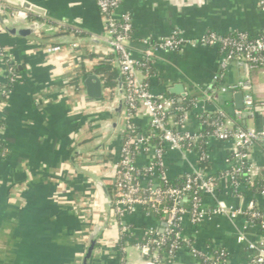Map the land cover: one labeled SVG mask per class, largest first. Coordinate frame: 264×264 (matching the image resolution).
<instances>
[{
  "label": "crops",
  "instance_id": "crops-1",
  "mask_svg": "<svg viewBox=\"0 0 264 264\" xmlns=\"http://www.w3.org/2000/svg\"><path fill=\"white\" fill-rule=\"evenodd\" d=\"M22 1L40 11L41 16L28 13L34 20L55 26V35L38 31L27 38L12 36L4 29L10 19L0 12V50L9 57L16 74L0 107V264H81L96 226L104 229L89 264H121L123 260L144 264L135 244L147 228L160 230L164 222L138 208L119 227L107 200L125 125L123 95L118 86L115 93L103 87V98L95 101L87 98L82 86V77L91 73L97 61L114 55L108 47L104 19L95 0ZM2 5L19 8L0 0V8ZM122 16L131 25L128 51L149 67L151 75L141 69L138 74L150 92L177 103L190 101L196 113L207 116L206 124L189 119L186 130L191 135L207 132L214 125L211 116L223 114L227 101H232L236 111L238 93H223L222 87L246 80L253 101L264 103V67L231 63L221 73L218 48L188 44L209 33L258 37L264 30V11L258 0H118L114 17ZM172 36L184 42L178 50L158 47ZM58 38L67 42L62 45L65 51L48 55L45 49L60 45ZM71 44L77 47L69 51ZM111 62L118 68L116 60ZM81 69L85 74L75 87L72 81ZM5 72L0 67V88L8 85ZM218 73L219 81H215ZM237 117L246 129L264 131V110H243ZM148 122L142 115L133 120L141 128ZM233 150L231 140L208 136L210 170L206 175L214 182L215 197L203 194L202 205L209 210L221 201L231 209L253 206L262 210L264 141L253 143L247 155L250 175L263 186L256 192L246 190L242 182L233 185L225 177ZM109 154L113 163L104 164L102 156ZM152 156V150L138 153L135 165L144 168ZM197 161L195 154L166 149L168 179L201 174ZM188 202L185 197L181 205ZM261 234L259 223L244 216L232 220L208 216L196 224L186 217L181 223L183 239L193 241L199 251H208L206 243L223 251L227 256L224 264H249L253 251L248 245L258 243ZM238 237L243 241L238 242ZM119 241H123L122 247ZM174 264L199 263L182 248Z\"/></svg>",
  "mask_w": 264,
  "mask_h": 264
},
{
  "label": "built area",
  "instance_id": "built-area-1",
  "mask_svg": "<svg viewBox=\"0 0 264 264\" xmlns=\"http://www.w3.org/2000/svg\"><path fill=\"white\" fill-rule=\"evenodd\" d=\"M98 11L104 19V31L107 37L108 47L110 51L118 55L117 65L121 76L123 77V102L125 106L123 121L128 128H131L133 120L136 116H145L150 125L160 133L162 141L161 146L153 147V156L150 163L144 168H139L135 165V158L128 148L129 143H135L140 149V152H147L146 144L149 142V137L139 135L137 139L130 140L120 149V160L118 164L113 165L114 182L117 184V192L114 202L111 203L113 207V221L117 218L122 220L127 215L133 213L136 209H142L145 205H149V209H154L162 202V196H169L174 204L169 209H163L162 222L164 228L162 232L155 227L147 228L143 237L153 236L155 249H160L164 245L167 236L174 234L177 240L183 239L181 235V223L187 217L191 223H199L208 216H223L226 219L232 220L238 216H244L250 221H258L261 229V239L258 243L248 245V248L253 251V257L249 264H264V208L259 210L253 206L246 209H231L223 204L221 201H216L212 209L206 210L202 205V195H210L215 197L214 182L206 179L200 173H192L187 175L186 183L180 188H167L161 190L155 180L163 183L169 181L165 163V150L186 152L187 155H193L191 149L186 148L183 144L184 140H193L196 137L191 135L186 130V124L189 122L187 115L177 123L180 129L179 133L175 134L166 125V111L174 105V100L166 97L154 96L150 90L147 82L139 77V69L143 67L142 62L133 59L132 55L127 49L126 43L129 39L131 25L127 16H122L120 19L114 17V10L118 5V0H95ZM258 7L264 11V0H258ZM0 12L7 14L9 19L19 22L21 26H25L29 22V14L21 8H13L7 5H2ZM121 21V23H119ZM235 37L230 35L221 36L215 33H209L199 40L189 42L190 47L202 46L206 48L216 47L226 54L222 57L218 64L220 72H224L231 63L252 64L253 67H264V30L262 33L254 38L249 39L245 33H234ZM184 42L175 36L164 39L158 43L161 49H168L171 51L178 50ZM77 47L76 44L69 45V51ZM66 47L60 45L49 46L45 49L48 55H57L64 52ZM0 67L5 69V78L10 77L11 81H15L16 74L14 67L9 57L0 50ZM220 73L214 76L215 81H219ZM249 83L242 80L236 84L222 87L221 91L231 93H241L243 95V105L245 111L264 110V103L256 104L251 94L249 93ZM1 107V104H0ZM241 111H235L236 116H239ZM0 128V133H1ZM212 136L221 141L231 140L234 145L232 152L233 158L237 162V166L232 167L225 173L228 181L237 185V177H246L251 173V166L248 164L247 155L253 143L263 140L264 131H255L253 129H236L232 130L229 123L219 125L212 133ZM0 156H2L0 154ZM201 158L208 159L204 154ZM228 161V160H227ZM141 172V173H140ZM140 181H144L141 187L139 181H134L136 176ZM137 180V179H136ZM154 180V181H153ZM249 183V181H248ZM251 184V181L250 183ZM198 192L202 193L199 195ZM144 194H148L146 197ZM264 195V189L261 190ZM189 195V196H187ZM187 197L190 203V209H186L181 205V200ZM151 207V208H150ZM149 213V212H145ZM117 224V223H116ZM180 229V231H179ZM243 237H238V242H242ZM139 251L144 264H160L158 256L154 252L153 258H147L149 254L148 244H135ZM180 249L173 243L170 245L168 259L175 261L177 253ZM193 257H203L206 260H211L209 251H199L194 247L190 250ZM223 256V254L221 255ZM146 257V258H145ZM121 264H126L123 260ZM216 264H222L217 262Z\"/></svg>",
  "mask_w": 264,
  "mask_h": 264
},
{
  "label": "trees",
  "instance_id": "trees-1",
  "mask_svg": "<svg viewBox=\"0 0 264 264\" xmlns=\"http://www.w3.org/2000/svg\"><path fill=\"white\" fill-rule=\"evenodd\" d=\"M34 18L32 16H29V21H33ZM121 23V21H119ZM131 32V31H130ZM131 33H129L130 36ZM231 37H235V34H231ZM249 39H254L252 37H249ZM62 46V45H61ZM220 55L223 57L226 52L225 51H219ZM118 55L114 54L111 55L108 60L105 61H97L96 64L93 65L91 68V73L94 75L98 76L100 80L103 83V87L107 90H109L111 93H115L117 90L118 86V80L119 78L122 79V82L124 83L123 77L120 74V71L117 67H114L112 65V60L117 61ZM143 67L140 69L143 72H147L149 75L151 73L149 72V67L147 66L146 62H142ZM248 66L253 67L252 64H247ZM15 71V70H14ZM85 74V69H81L77 73V77L72 81V84L77 87L79 83V76ZM8 85L7 87L0 88V104L5 99V94L8 92V88L11 87L12 83L14 81H11L10 77L7 79ZM167 99L173 100L171 97H166ZM229 109V110H228ZM223 114H216L212 115L211 118L213 120L214 125L207 131V132H200L198 135L193 140H184L183 144L186 148L191 149L193 154L197 155L198 157V168L201 169V175L204 176L206 179L211 180V176L206 175L209 170H210V161L208 159L201 158L204 154H206L207 150V140L208 136L213 133V131L219 126V125H225L226 123H229L230 127L232 130L236 129H246L242 123L241 119L236 116L235 112H233V103L231 100L227 101L224 105L223 108ZM187 115L188 119L193 118L199 122H203L204 124L207 123V116L204 114L196 113L194 104L190 101L188 102H181L177 103L174 100V105L170 107L166 111V125L169 129L173 131V133L177 134L179 133L180 129L177 127V123L179 120L182 118V116ZM0 122V128L1 126ZM131 128H128L126 125H124L123 131L120 134V145L121 147L125 145L127 142L129 143L130 140H135L139 135L144 136V137H149V142L146 144L147 152L152 150L153 147H159L162 144L161 138H160V133L156 131L148 122V126L145 128H141L138 125H135L132 123ZM188 126V123L186 124V127ZM128 148L130 149L131 153L133 154V157L136 156L140 149L137 147L135 143H129ZM121 149V148H120ZM0 154H3L1 145H0ZM135 158V157H134ZM120 151L118 153V158L116 161H114V164H118L120 160ZM102 160L104 164H107L109 162L113 163L114 157L111 156L110 154L107 156H102ZM228 163H229V169L230 170L232 167L237 166L236 160L233 158L232 155H229L228 157ZM141 173V172H140ZM187 175L190 174H184L180 176H176L174 179L170 180L167 183H163L159 180L154 181V183L157 184L158 188L161 190L167 189V188H180L186 183ZM193 177V174H191ZM136 179L134 181H139L141 187H143V182L139 180L137 175L135 176ZM238 182H242L245 184V188L248 191L256 192L258 190H261L263 186L261 183H259L256 179H254L251 175H247L246 177H237L236 178ZM250 183L251 181V184ZM107 191L109 194V199L112 202H114L115 197H116V192H117V184L116 182H113L112 184L108 185ZM199 195H202V193L198 192ZM146 197H149L148 194H144ZM189 196V195H187ZM174 202L173 200L167 196L163 195L162 196V202L160 205L156 206L154 209H149V205H145L142 208L143 212H149L148 214L152 215L155 217V219L161 221L163 218L162 211L163 209H169L173 206ZM186 209H190V203L188 202L187 205L183 206ZM151 208V207H150ZM111 212H112V217H113V207H111ZM117 225L120 227L121 226V220L119 218L115 219ZM258 222V221H256ZM180 231V229H179ZM154 237L153 236H146L142 237L139 241L136 242V244H148L149 247V254L147 255V258H153L155 255L154 252H156L158 256V261L160 264H174L173 261L168 259L169 255V250H170V245L173 243H176L179 249H188L189 251L191 248H193V241H188V243L183 242L182 240H177L174 236V234H171L170 236H167L166 241L164 245L160 247V249H155V245L153 243ZM121 247L123 245V241H119ZM205 247L209 251V255L211 256V260H206L203 257H196L198 260L199 264H216L217 262H220L222 264L225 263L226 260V254L221 251V250H215L211 247L209 243H206ZM223 254V256H221ZM146 258V257H145Z\"/></svg>",
  "mask_w": 264,
  "mask_h": 264
},
{
  "label": "water",
  "instance_id": "water-1",
  "mask_svg": "<svg viewBox=\"0 0 264 264\" xmlns=\"http://www.w3.org/2000/svg\"><path fill=\"white\" fill-rule=\"evenodd\" d=\"M3 1L18 6L19 8L27 11L31 15L36 14L41 16V14H39L40 11H37V9H35L33 6L29 5L28 3H25L22 0H3ZM0 24L3 26V22H1V20H0ZM7 26L8 27L5 26L4 28L7 33H9L12 36L20 37V38L30 37L38 31L39 33L46 36L55 35L54 25L47 24L43 21H39L38 19L29 21L24 27H21L19 22L10 19L7 22ZM57 43L60 44V46L67 44V42L62 38H58ZM82 86L84 88L85 95L87 96V98L95 101H99L103 98V84L98 76L91 73L85 74L82 77ZM118 89L120 95H123V82L121 78H119L118 80ZM119 106L121 108V103ZM235 108L237 111L244 110L243 95L241 93L235 95ZM107 200H108V206L109 208H111V201L108 196H107ZM161 227L162 228L160 229V232H162V229L164 228V224H162ZM103 229L104 228L100 226L94 227L92 233L89 236L88 247L85 251L81 264H89V261L96 248V245L98 243V240L100 238Z\"/></svg>",
  "mask_w": 264,
  "mask_h": 264
}]
</instances>
